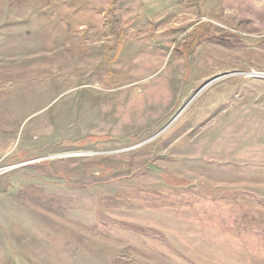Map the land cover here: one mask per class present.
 Wrapping results in <instances>:
<instances>
[{"label":"rangeland","instance_id":"374dc122","mask_svg":"<svg viewBox=\"0 0 264 264\" xmlns=\"http://www.w3.org/2000/svg\"><path fill=\"white\" fill-rule=\"evenodd\" d=\"M0 264H264V0H0Z\"/></svg>","mask_w":264,"mask_h":264}]
</instances>
